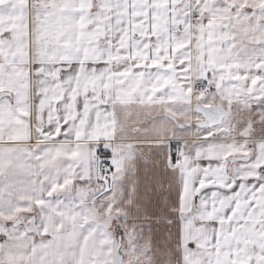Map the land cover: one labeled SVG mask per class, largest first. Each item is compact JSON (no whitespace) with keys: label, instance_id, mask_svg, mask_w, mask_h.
<instances>
[{"label":"snow or ice","instance_id":"1","mask_svg":"<svg viewBox=\"0 0 264 264\" xmlns=\"http://www.w3.org/2000/svg\"><path fill=\"white\" fill-rule=\"evenodd\" d=\"M0 264H264V0H0Z\"/></svg>","mask_w":264,"mask_h":264},{"label":"crops","instance_id":"2","mask_svg":"<svg viewBox=\"0 0 264 264\" xmlns=\"http://www.w3.org/2000/svg\"><path fill=\"white\" fill-rule=\"evenodd\" d=\"M143 152V156H141L139 152L137 153L139 159L134 162L136 166L137 177L140 182V193L141 196L147 195L154 202L157 201L158 198V207L156 210L157 212H159V208L163 207L164 202L169 197L171 190L167 187V176L164 173L163 169L156 168L155 158L149 154L147 148L143 149ZM146 174L153 177V179L150 180L149 183L152 185V188H154L156 191H149L148 193L144 192V182ZM157 176H159L158 181L155 180ZM150 226L153 229L159 228L161 232H163L165 228V225L163 223L157 224L155 219L150 222Z\"/></svg>","mask_w":264,"mask_h":264}]
</instances>
